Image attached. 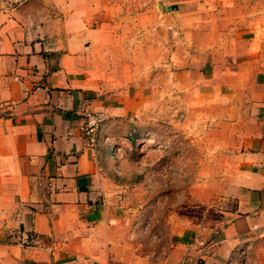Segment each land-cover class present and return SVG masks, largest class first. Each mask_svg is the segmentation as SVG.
<instances>
[{
	"label": "crops",
	"instance_id": "crops-1",
	"mask_svg": "<svg viewBox=\"0 0 264 264\" xmlns=\"http://www.w3.org/2000/svg\"><path fill=\"white\" fill-rule=\"evenodd\" d=\"M110 7L109 0H0V264H264V30L227 36L216 48L206 42L204 56L192 36L171 47L165 36L160 42L162 97L173 91L175 110L189 113L191 125L204 121L227 162L225 207L214 228L179 231L155 255L149 241L134 251L149 225L122 194L135 184L134 167L117 164L111 148L154 135L161 142L164 129L136 136L149 123L138 112L144 101L102 63L115 56L105 46L117 38L102 32L104 19L97 29L90 22ZM84 108L105 113L106 142L87 144ZM161 146L148 153L160 159ZM144 164L136 170L141 179L154 168ZM17 231L34 235L33 244L17 243ZM196 236L207 245L195 244ZM235 249L245 256L232 255Z\"/></svg>",
	"mask_w": 264,
	"mask_h": 264
},
{
	"label": "rangeland",
	"instance_id": "rangeland-1",
	"mask_svg": "<svg viewBox=\"0 0 264 264\" xmlns=\"http://www.w3.org/2000/svg\"><path fill=\"white\" fill-rule=\"evenodd\" d=\"M164 1L109 0L111 7L107 11L103 9L101 17L94 14L90 22L91 27L97 29L104 19L107 29L102 32L117 38L115 44L105 46L115 55L105 56L102 63L106 70L118 69L121 76L117 79L123 86L132 83L137 100L144 101V109L138 112H144L149 123L144 125V130L141 125L134 132L136 136L140 139L143 133L152 135L164 129L160 132L161 142L156 135L145 142L126 140V146L113 158L117 164L123 162L134 167L129 176L135 184L123 188L122 194L127 196L133 213H143L149 225L150 236L137 240L134 251L140 252L142 242L149 241L146 248L155 255L158 248L175 239L179 231L214 228L211 226L220 220L225 207L222 185L227 162L225 150L207 139L204 121L191 125L189 113L184 109L175 110L173 91L165 99L162 97L164 62L160 42L165 36L166 44L171 47L177 37L188 42L187 36H192L194 43L197 42L192 45L197 56H204L206 42H214L216 48L215 44L227 42V36L246 38L249 34L241 33L244 30L255 28L258 34L264 30V0H182L176 8ZM192 20L193 28L188 25L177 32L173 29L174 23L184 26ZM212 28L215 34L207 38ZM112 79L115 80L114 76ZM168 80L170 78L165 79ZM173 121L179 125L174 127ZM163 124H167L166 128ZM159 143L165 150L160 159L157 154L148 153L152 148L157 149ZM141 148L149 155L142 157L138 153ZM147 162L154 168L148 177L144 174L141 179L137 167Z\"/></svg>",
	"mask_w": 264,
	"mask_h": 264
},
{
	"label": "built area",
	"instance_id": "built-area-1",
	"mask_svg": "<svg viewBox=\"0 0 264 264\" xmlns=\"http://www.w3.org/2000/svg\"><path fill=\"white\" fill-rule=\"evenodd\" d=\"M82 118L83 121L80 125V131L84 138L87 141V144L90 146H94L97 144L98 141H107V136L102 132V126L104 121L106 120V115L103 111L98 110H90L87 108H84L82 110ZM118 152V149L113 147L111 148V154L116 155ZM14 238L17 243H19L22 246H29L33 244L32 242L35 240L34 235H27L26 237H23L21 233L14 232ZM194 243L198 246H205L208 243V240H204L201 238H196L194 240ZM245 251H242L240 249H235V251L232 253V255L237 256L239 258H243L245 256Z\"/></svg>",
	"mask_w": 264,
	"mask_h": 264
}]
</instances>
